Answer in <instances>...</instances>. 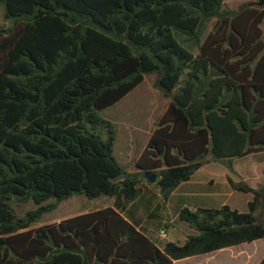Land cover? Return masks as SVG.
Segmentation results:
<instances>
[{"label": "trees", "instance_id": "obj_1", "mask_svg": "<svg viewBox=\"0 0 264 264\" xmlns=\"http://www.w3.org/2000/svg\"><path fill=\"white\" fill-rule=\"evenodd\" d=\"M223 1L0 0L12 23L0 27V264H174L264 241V188L230 178L252 195L247 213L183 207L194 233L162 248L141 224L168 229L170 194L207 155L228 168L262 162L264 9ZM148 74L170 101L127 173L113 124L96 113ZM74 195L113 204L29 229ZM12 200L38 207L17 217Z\"/></svg>", "mask_w": 264, "mask_h": 264}, {"label": "rangeland", "instance_id": "obj_2", "mask_svg": "<svg viewBox=\"0 0 264 264\" xmlns=\"http://www.w3.org/2000/svg\"><path fill=\"white\" fill-rule=\"evenodd\" d=\"M259 0H224L223 9L229 11H237L241 5H247L248 8L264 9V6H258ZM4 8L0 6V27L8 28L11 22L5 21ZM215 20H213L207 28L208 33ZM156 76L148 74L144 76L143 82L136 87L131 93L124 97L115 105L97 112V116L110 121L113 124L115 141L113 155L122 167L128 173L135 171L133 161L131 164L122 159L125 153L127 137L124 131L127 127L120 124L135 125L138 132L133 135L134 152L145 141L146 134L155 130L163 113L164 106L169 104L170 99L163 96L161 92L154 88ZM128 125V126H129ZM257 157L248 156L245 158H237L232 161V167L228 168L223 163L213 161L211 155H207L204 159V165L191 178L186 187L197 194L196 198L190 199L187 203L198 205L204 208H220L223 205L228 206L232 210L240 213H247V203L252 200L251 194L231 191L226 182V178L232 179L234 182H240L254 189L264 188V163H257ZM212 180V182H211ZM156 189L153 188L155 192ZM179 190V189H178ZM174 191L171 200L162 210L163 216L166 218L165 225L168 226L167 237H160V230H157L155 242L158 247H163L166 242L182 243L188 234L194 231L189 229L186 224L178 220V211L181 208L182 201L178 200L177 192ZM158 192V191H156ZM112 199L100 197L89 200L84 196L74 195L58 204L57 208L50 213L44 214L41 219L32 224L29 229H34L43 225L56 223L64 219L71 218L75 215L85 212H92L98 209L109 207ZM54 203L50 199L43 203L47 205ZM17 217H23L27 212L34 211L38 206L32 201L26 203H18L15 200L10 202ZM163 224V225H164ZM264 257V241L257 240L250 244H242L237 247L226 248L208 255L201 256L196 260L187 261L180 260L174 264H259Z\"/></svg>", "mask_w": 264, "mask_h": 264}, {"label": "crops", "instance_id": "obj_3", "mask_svg": "<svg viewBox=\"0 0 264 264\" xmlns=\"http://www.w3.org/2000/svg\"><path fill=\"white\" fill-rule=\"evenodd\" d=\"M167 106H168V104L167 105H165L164 106V109H163V113H162V115L164 114V112L166 111V108H167ZM162 115H160L161 117H162ZM160 117V118H161ZM120 124L121 125H123V126H125V127H127V128H125V129H127L126 131H124V136L125 137H127V142H125L126 143V145L127 146H125V153L124 154H122V159L121 160H125L126 162H129L130 164H131V162L133 161V167H134V172H136L137 170H136V168H135V163H136V161L138 160V158H139V156L141 155V153L144 151V149H145V147H146V145H147V143H148V140H149V138L151 137V135H152V133H153V131H154V129L152 128V131H150L149 133H147L146 134V138H145V141H143V143H142V145L138 148V150L136 151V152H134V150H133V147L131 146L132 144H133V135H134V133L135 132H138L139 130H138V127H136L135 125H127V124H125L123 121H121L120 122ZM114 148V147H113ZM114 151V150H113ZM116 159V158H115ZM116 161L118 162V164L120 165V166H122L121 164H120V162H123V161H118L117 159H116ZM257 163L259 164V163H264V156H263V159H262V162H259L258 160H257ZM203 167V166H202ZM201 167V168H202ZM198 171V170H197ZM196 171V172H197ZM127 172V171H126ZM129 172H131V173H134L133 171H129ZM195 172V173H196ZM128 173V172H127ZM194 173V174H195ZM193 174V175H194ZM193 175L191 176V178L193 177ZM142 178H145L146 179V177H145V175H144V173H143V175H142ZM191 178L187 181V182H184V183H181L174 191H177L178 189V191H180V189H183V190H181V192H177V193H179L178 195V200H180V201H182L183 203H182V205H181V208H183V207H188L189 209H194V208H196V207H198V205H195V204H189V203H187L190 199H193V198H196L198 195L197 194H195V193H193V192H190V190L186 187V185L189 183V181L191 180ZM147 180V179H146ZM211 182H212V180H211ZM226 182H227V178H226ZM151 184V183H150ZM228 184V183H227ZM230 187V186H229ZM250 187V186H249ZM254 189V188H253ZM230 190L231 191H233L231 188H230ZM174 191H172V193L170 194V196H169V198H168V200H167V203H166V205L168 204V202L171 200V197H172V195H173V193H174ZM111 205L109 206V207H111L112 206V204H113V199H112V201H111V203H110ZM105 208H107V207H105ZM180 208V209H181ZM102 209H104V208H102ZM179 209V210H180ZM99 210V209H98ZM96 211V210H95ZM85 213H88V212H85ZM138 213H140V214H142V212H138ZM80 214H84V213H80ZM80 214H78V215H80ZM75 216H77V215H75ZM74 217V216H73ZM166 222V219H165V221L162 223V224H164ZM144 227H145V229H146V231H147V233H148V235H149V237L150 238H152L154 241H155V239L157 238L156 237V233H157V230L155 229V226H154V224L151 222V221H146L145 223L144 222H142L141 223ZM161 231V230H160ZM165 233H166V237H167V232L166 231H164ZM188 235H190V234H188ZM187 235V236H188ZM186 239V238H185ZM160 248V247H159ZM162 248V247H161ZM204 256V255H203ZM199 257H201V256H195V257H190V258H186V259H183V260H187V261H192V260H196L197 258H199ZM175 263V262H174Z\"/></svg>", "mask_w": 264, "mask_h": 264}, {"label": "water", "instance_id": "obj_4", "mask_svg": "<svg viewBox=\"0 0 264 264\" xmlns=\"http://www.w3.org/2000/svg\"><path fill=\"white\" fill-rule=\"evenodd\" d=\"M258 6H261V7L264 6V0H259ZM144 175L147 181L151 184L158 180V176L152 174L151 172H145Z\"/></svg>", "mask_w": 264, "mask_h": 264}, {"label": "built area", "instance_id": "obj_5", "mask_svg": "<svg viewBox=\"0 0 264 264\" xmlns=\"http://www.w3.org/2000/svg\"><path fill=\"white\" fill-rule=\"evenodd\" d=\"M160 237L161 238H165L166 237V233L164 232V230L160 231Z\"/></svg>", "mask_w": 264, "mask_h": 264}]
</instances>
